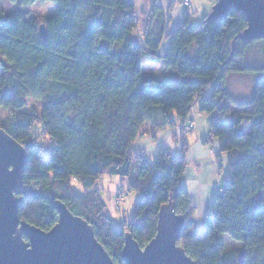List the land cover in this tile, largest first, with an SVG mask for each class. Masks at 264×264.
<instances>
[{
  "label": "trees",
  "instance_id": "16d2710c",
  "mask_svg": "<svg viewBox=\"0 0 264 264\" xmlns=\"http://www.w3.org/2000/svg\"><path fill=\"white\" fill-rule=\"evenodd\" d=\"M38 2L56 6L42 23L0 13V128L25 148L27 158L18 194L20 220L48 232L57 223L54 203L59 200L92 227L114 264H124V234L145 247L157 233L160 207L172 203L185 218L178 245L193 262L264 264V64L237 65L254 43H263L264 50V38L240 40L246 21L234 10L225 21L205 16L195 26L186 11L166 34L172 4L167 12L153 5L140 62L164 64L175 74L161 81L150 73L133 76L124 65L126 23L135 12L131 0L21 1L25 6ZM41 24L46 40L39 35ZM165 36L169 43L161 58ZM232 74L255 76L249 100L235 102L227 93ZM209 88L208 98L203 94ZM28 99L40 102L39 118L20 112ZM197 103L209 118L205 143L217 140L229 172L204 230L197 229L195 207L181 185L187 144L176 155L159 150L152 162L130 152L146 124L150 132L174 128L177 119L188 121ZM37 120L51 143L45 159L34 134ZM103 176L129 179L123 197L128 192L139 196L124 228L105 214V201L93 189ZM73 184L85 195L76 194ZM226 234L244 246L235 258L224 253L219 237Z\"/></svg>",
  "mask_w": 264,
  "mask_h": 264
},
{
  "label": "water",
  "instance_id": "95a60500",
  "mask_svg": "<svg viewBox=\"0 0 264 264\" xmlns=\"http://www.w3.org/2000/svg\"><path fill=\"white\" fill-rule=\"evenodd\" d=\"M212 6L206 15L210 21L227 20L231 10L245 17L240 40L264 38V0H216ZM39 35L46 40L44 24ZM26 164L25 148L0 128V264H114L92 227L59 200L54 203L57 223L48 232L20 220L18 194ZM157 219V233L143 248L129 232L124 234V264H197L178 245L185 218L175 213L173 204L162 205Z\"/></svg>",
  "mask_w": 264,
  "mask_h": 264
},
{
  "label": "rangeland",
  "instance_id": "374dc122",
  "mask_svg": "<svg viewBox=\"0 0 264 264\" xmlns=\"http://www.w3.org/2000/svg\"><path fill=\"white\" fill-rule=\"evenodd\" d=\"M22 0H0V13L4 16H9L16 18L18 16H21L22 18L26 20L36 21L38 23H42L45 20H48L51 16H53L56 12V6H54L52 3H36L34 5H23L21 3ZM159 2L164 3V7L167 10V7L172 4V11L170 14V22L168 25V28L166 30V34L168 32H173V29L178 26L180 22L183 21V17L186 13V11L189 13L190 18V25H197L198 22L203 19L206 15L209 14L211 11L212 5L216 2V0H193L192 7L190 8V4L188 6L183 7V0H159ZM139 5L137 6V8ZM196 7L197 10L194 8ZM208 11H207V10ZM207 11V12H206ZM127 29V28H126ZM169 33V34H171ZM162 46L160 48V51L162 49H165V46L167 48L168 46V39L165 36L162 40ZM263 43L256 42L251 46L250 51L248 54L243 58L241 61H238V67L242 66H263L264 59H263ZM123 58L125 62V54L124 49L122 51ZM139 63V62H138ZM137 61L135 62V67L130 69V72L133 76H139L141 74H148L155 75L158 77L159 80H170L173 79L175 74L172 73V71L168 69L162 68H155L152 71H148L145 69L144 66L141 68V72H139ZM142 65V63L140 62ZM255 76H247V75H233L230 76L227 79V87L230 89L232 86H234L235 89L241 88V90L244 89V95H248L249 90H253V80ZM238 80L237 84H234ZM211 91L212 88L206 93V97H211ZM194 120L198 121L199 118L204 117V114L202 115L199 110V103H197L195 106ZM20 112H23L25 114L35 115L38 118L41 116V104L40 102H37L33 99H28L26 101V105L21 109ZM7 112H1L2 118L5 117ZM39 120L36 122L35 127V135L39 138V144L44 147V153L42 158L45 159L46 156L49 155L50 149H51V143L49 142L48 138L42 134L41 127L38 124ZM209 124V123H208ZM147 132L143 131L141 134H144ZM191 133H188L187 140L189 138V135ZM203 134L206 136L207 133L204 131ZM34 135V136H35ZM202 135V136H204ZM205 149L207 150V158L202 159L199 161V163L194 164L191 163L190 166L186 168L185 172V179L192 175L196 171H198L200 182H206L208 185L214 184V192L221 189L224 185V179L228 176V161L227 156L225 153H221L220 150H218V146L211 142L207 143V146H205ZM213 150L214 152H210ZM130 152L133 154L132 148L130 149ZM195 175V174H194ZM128 183L129 179H120L118 177H107L103 176L100 180H98L95 185L93 186V189H97L99 191L101 199L105 201L106 207L104 209L105 214L109 216L113 221H115V226L117 228H124L125 223L124 220H128L131 218L133 214L132 207L137 203L139 200L138 194L135 192H128L126 195H124V190L128 189ZM74 190L76 194L85 195L86 191L82 189V187L77 184H73ZM218 194V193H217ZM214 196V195H213ZM201 200V199H200ZM200 204L203 206V200L200 201ZM201 208V207H200ZM196 227L199 230L205 229L206 219L204 220L203 216L198 217L196 220ZM219 239L222 242L223 250L226 256L235 258L238 256V254L243 251L244 246L240 241L235 240L230 235H221Z\"/></svg>",
  "mask_w": 264,
  "mask_h": 264
},
{
  "label": "crops",
  "instance_id": "0c3cea01",
  "mask_svg": "<svg viewBox=\"0 0 264 264\" xmlns=\"http://www.w3.org/2000/svg\"><path fill=\"white\" fill-rule=\"evenodd\" d=\"M134 4V15L132 17H129L126 23L127 31L129 32L128 39L126 41V45L124 47V54H125V62L124 65H126L127 69L130 71L131 68L135 67V62L137 61L139 72H141L142 66L145 67L148 71H152L155 68H162L166 69L165 65L163 64H157V65H150V64H140V49L142 47V37L143 33L145 32L144 29L147 25V18L148 14L150 12V7L153 5L161 6L162 8L164 7L163 2H159V0H131ZM192 2L190 4V8L192 7ZM139 7L137 8V6ZM196 10L197 8L194 7ZM164 10L167 12V10L164 8ZM207 10V9H206ZM209 10V9H208ZM207 10V11H208ZM206 11V12H207ZM169 17L170 14H167ZM170 19V17H169ZM171 20V19H170ZM202 20V19H201ZM200 20V21H201ZM199 21V22H200ZM198 22V23H199ZM181 23V22H180ZM179 23V24H180ZM178 24V25H179ZM169 25V24H168ZM168 28V26H167ZM166 28V30H167ZM175 29V28H174ZM171 32H168V34ZM166 46L165 49H162V51H158L159 57H163L166 53ZM239 76L238 74H232L230 76ZM242 75V74H241ZM240 75V76H241ZM229 78V77H228ZM238 80L234 81L237 84ZM227 82V80H226ZM240 83V82H239ZM239 87V85H238ZM235 89L234 86H232L230 89L226 85L227 93L230 95V97L235 101V102H242V101H247L251 98L252 96V91L251 89L249 90L248 95H244V89L241 90V88ZM210 90V88H209ZM207 90L203 95L206 96V93L209 91ZM217 101V99L215 100ZM195 110V109H194ZM202 114V113H201ZM203 115V114H202ZM173 116V115H172ZM191 115L189 116V119L186 123H183L182 120L177 119L176 122V127L174 128H166V129H161V130H155L150 132V125L146 124L143 131H146V133L143 134V136H139L135 143L133 144L132 151L133 154H139L142 155L146 158L149 159V161H154L157 152L159 150H165L170 152L173 155H176L178 151L180 150V147L183 142H185L188 146V155H187V162L188 166H190L191 163L197 164L199 161L202 159L207 158V150L205 149V146L207 144L205 143L206 140H208L209 136V124H208V117L204 115L205 118L201 117L199 118L198 121L194 120V127L193 131L187 132V127L188 124L191 121ZM194 118V117H193ZM195 119V118H194ZM148 131L150 133H148ZM206 132L207 135L205 136L203 132ZM191 133L189 135V138L187 140V134ZM204 135V136H202ZM215 143L218 146L217 140L211 141ZM209 142V143H211ZM187 166V167H188ZM185 172L183 175V179L181 182V185L183 188L186 190L189 198H190V203L191 206L195 207V213L192 216V219L196 223V220L198 217L203 216L204 220L207 218L206 216L209 214L211 208H212V203L214 201V198L216 194L218 193V190L214 192V184L213 185H208L206 182H200L199 178V173L196 169V171L192 175H189L185 179ZM195 174V175H194ZM227 178V177H226ZM226 178L224 180H226ZM214 195V196H213ZM203 200V206L200 204V201ZM201 207V208H200Z\"/></svg>",
  "mask_w": 264,
  "mask_h": 264
},
{
  "label": "built area",
  "instance_id": "2783aa9c",
  "mask_svg": "<svg viewBox=\"0 0 264 264\" xmlns=\"http://www.w3.org/2000/svg\"><path fill=\"white\" fill-rule=\"evenodd\" d=\"M190 4V0H183V7H185L186 8V6H188ZM194 109H195V107L192 109V116H191V121H190V123L188 124V127L186 128L187 129V132L188 131H190V132H192L194 129H193V127H194V118H193V113H194ZM210 152H214L213 150H211ZM218 193H219V191H218Z\"/></svg>",
  "mask_w": 264,
  "mask_h": 264
}]
</instances>
